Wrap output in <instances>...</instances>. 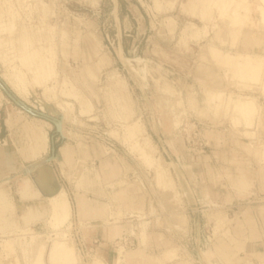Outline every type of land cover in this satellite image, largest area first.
<instances>
[{
    "label": "rangeland",
    "instance_id": "1",
    "mask_svg": "<svg viewBox=\"0 0 264 264\" xmlns=\"http://www.w3.org/2000/svg\"><path fill=\"white\" fill-rule=\"evenodd\" d=\"M235 1L242 2V0ZM261 2L264 3L262 0ZM192 3L193 7L190 10L197 9L199 13L204 14L202 21L198 16L199 13L197 15L188 13L203 22L201 27L204 30V38L200 39L197 32H194L198 26L191 24L183 30V41L186 37H190L205 40L206 44L189 48L176 47L175 39L180 36L182 27L174 31L173 36L169 35L174 37V40H171L172 45L168 44L167 40L161 39L162 34L155 35L165 19L163 15H159L154 21L156 23L154 28L150 30L147 24L142 23L141 29L133 33L132 37L150 42L155 35L157 38L155 44L157 46H160V42L163 44L159 49L154 46L150 53H145V45L141 47L142 57L133 62L135 64L129 69L124 68L113 58L116 37L111 0H0V113L4 116L9 112L22 111L20 115L23 116L24 121L40 119L43 123H54L52 131L57 127L72 149L83 156L74 158L73 164L83 161L82 168L89 170L86 174L90 178L95 176L94 180L96 173L101 170L103 161L107 160L113 164L114 180L117 176L116 166H120L123 171L119 175L120 180L124 182L122 185L132 187L136 194L149 200L148 213L145 216L150 214V217L155 216L158 219L155 228L157 231L163 227L167 229L170 246L172 244L177 248L179 258L188 264H199L187 253V248L191 250L196 248L194 231L190 235L187 231V219L189 221V215L193 216L195 209L190 201L193 184L187 174L177 173L183 166L191 173L200 174L196 183L199 182L202 188L205 187L208 175L201 174L200 171H204L207 164L214 163V159L210 158L214 150L210 140L218 139L215 133L225 132L233 135L236 140H240L238 141L240 143L235 142L231 146L235 151V157L231 160L232 166L234 169L244 167L250 173L252 186L240 196L235 195L237 192L234 188L229 190L232 191L234 200L224 207L216 204L206 211L208 207L200 203L203 249L199 252L200 262L201 264H264V256L259 260L245 249L232 254L229 251L228 255L224 256L223 253L217 255L214 252L209 257L206 255L212 244L222 241L221 248L223 247L224 250L229 249L230 245L233 246L232 240L235 241V238L231 239V236L234 237L235 230L241 225L249 232L259 228L261 240L264 241V183L260 185L261 175L258 173L260 169H264V161L258 162L241 148V145L246 146L250 153H257L264 159V94H260L263 87L262 78L246 79L245 77L244 80L242 79L244 76L238 72L239 69L223 68L211 60L214 49L220 53V58L231 55V58H234L232 64L239 62L241 54L235 51L238 47L239 50L244 47L238 41L239 35L233 40L236 45L227 41L218 43V48H210L208 45V35L213 34L210 31L212 24L215 22L217 25L224 24V17L233 7L231 0H211V4L209 0H190L188 7ZM168 5L172 7L174 3L170 2ZM144 7L147 9L146 6ZM154 8L158 12L162 10L161 6ZM180 21L182 22L183 19ZM189 27L192 28V32H189ZM32 47L38 50L39 61L34 54L33 59L32 56L31 58L30 55L28 56ZM194 53H200L198 58H201H195ZM242 55H244L242 60L247 61V55L245 53ZM24 56L34 73H27V69H24L25 66L23 67L19 59ZM144 56L153 58L154 61L143 58ZM10 61H13L14 65ZM37 63L40 64L37 66ZM12 65L18 67L15 69ZM10 71H12L11 75ZM17 73H20L25 80L23 85L26 89L25 93H23L25 89L18 92L19 89L16 90L10 84L12 78L16 80ZM31 74L32 76L29 77L28 75ZM114 75L124 83L122 88L124 91L112 92L109 89V77ZM33 76L37 77V80H34ZM67 83L73 85L90 103L87 112L82 113L80 104L66 95L65 88L69 87ZM62 89L63 91L65 89L64 93ZM219 95L221 100L217 98ZM242 95L257 99V117L254 120L256 123L249 127L241 125L239 116L231 104L232 99H241ZM18 129L22 130L27 140L18 143L26 145L29 137L25 130ZM247 131L250 132L247 137L241 134ZM143 137L147 139V149L139 144V140ZM241 138L247 140L241 142ZM40 155L37 160L27 162V167L22 173H11L0 177V189L5 191L13 203L16 202L15 189L21 179L37 182L36 174L31 170L50 163L47 156L42 158L45 155L41 153ZM222 166L228 165L223 163ZM56 167L58 168V165ZM161 168L167 170L169 177L162 174ZM78 169H70L68 166V169H62L61 173L70 182L74 180L75 170L78 172ZM216 175L219 177L217 179L223 177L220 173ZM54 176L55 183L62 189L63 186L56 179V174ZM232 176L234 179L238 173L234 172ZM113 179L104 185L113 184ZM226 187L232 188L225 183L223 188L211 190L226 194ZM196 191L200 196V189ZM203 196L207 201L204 189ZM42 199L45 205L50 204V198L47 196L40 198ZM207 203L211 202L207 201ZM111 223L112 221L107 224ZM35 224L27 227L26 231L23 230L25 225L13 233L11 239L18 237L13 242L15 247L20 246L21 243H29L32 239L46 242L57 236V233L61 234L54 232L56 229L49 228L47 220ZM80 225L85 227L86 224L80 223ZM216 225L219 229H215ZM152 229L153 226L150 229L148 227L147 231ZM19 230L23 234L21 237L16 236L20 233ZM58 230H64L62 231L65 233L64 236L73 240L79 255V264H94L95 261L105 264L93 250L94 247L87 245L83 236H76L71 219ZM142 231L143 229L139 232L134 230L115 238L111 246L119 248V245H123V249H136L135 236L137 233L142 236ZM43 234L46 236L42 237ZM236 239L238 242L242 240L247 243L245 238ZM161 253L156 252L153 255L156 257ZM169 254L168 259H172L174 254L176 258V250L169 251ZM147 256L146 264L150 262L161 264L160 258L148 254ZM2 258L3 263L4 261L5 264L11 263L4 253Z\"/></svg>",
    "mask_w": 264,
    "mask_h": 264
},
{
    "label": "crops",
    "instance_id": "2",
    "mask_svg": "<svg viewBox=\"0 0 264 264\" xmlns=\"http://www.w3.org/2000/svg\"><path fill=\"white\" fill-rule=\"evenodd\" d=\"M185 1L186 0H160L159 4H156L155 0L154 2L153 0H111L113 5L112 14L114 18V31L116 37L115 51L113 54L114 60L119 64H122L123 67L126 68L121 56L125 58H134L137 56L139 59V57H142L141 47H143L144 45L146 46L145 53H150V51L152 52L154 46L157 49H159V47L163 43L160 42L159 44L160 46H157V44H155L156 43L155 40H157V38H155V35L158 33L162 34L161 39L167 40L168 44L172 45L171 40H174V37H170V36H173L174 31H176L180 27H182L179 32L180 36H178V38L175 39L176 41L174 45L176 47L187 46L189 48V47H198L200 45L204 46L206 44L205 40H198L194 38L191 39L190 37H186V38L184 37L185 41H183L182 34H183V30L186 28L187 25L193 24L198 27L202 26L201 21L197 17L193 16L194 14L197 15L199 13V10L197 9L190 10V8L192 9L193 7V3L191 4L190 7H188L190 0L186 1V4L184 6V11L182 10V6L184 5L183 2ZM170 2L174 3L172 7L168 5V3ZM210 2L211 0H209V4H211ZM233 3H236V1L231 0V4ZM144 6H146L147 9H145ZM154 6H156L157 8L161 6L162 7L161 12H158L154 8ZM188 13L193 15H189ZM159 15H163L165 19L162 21V24L160 25V29L155 33L154 38L152 36L153 39L152 41L150 40V42L148 41L146 42V40L145 41L139 40L138 37H132L133 33H136L141 29L142 23H144L145 25L147 24L150 30L154 28V26L156 25L154 21H156ZM180 19H183V21L181 22ZM188 30L189 32L193 31L192 28L190 27L188 28ZM197 30L195 31L194 29V32H197ZM166 53H168V51ZM199 55L200 53H194L195 58H198ZM143 58H147L154 61L153 58H148L147 56H144ZM7 117H8V113L4 116L0 113V177L10 175L11 173H16V174L22 173L23 170L27 167L26 164L27 162L32 161L33 159L35 160L37 157L41 156L40 155L41 152L39 153L36 150H34L35 141L25 125L26 121H24L22 118L19 117L14 118V121L11 125L12 130L10 132V128L7 125V120H6ZM42 125L44 130L47 132V136H48V152L47 154H44L45 155L44 157L46 156L48 157V161L50 162L49 164L53 168L56 174V179L65 189H67L72 206L71 222L74 225L76 236L77 235L83 236V238H85L86 240L87 245L94 247L93 250L96 252L97 256L100 257V259L105 264H114V261L117 257V250L115 247L111 246L112 241H114L115 238H118L125 234H129L130 231L126 226L128 224H136L141 220L142 217H145V214L148 213L147 211L149 207V203H148L149 200L143 198V196L139 194H136L132 187H127L122 184L117 185L115 183L116 181H118V179H120L119 175L120 173L122 174L123 171H121V169L119 168L120 166L117 167L114 164L116 166L117 176L115 177L116 180L114 181L115 185L113 187H111L110 185H104L103 182L95 179L96 182L94 185H90L89 187L85 186L86 188L84 187L83 189L85 190L84 195L87 197V201H91V200L94 201V202H90L91 204L108 203L111 201V197L114 192L119 191L123 188L129 189L127 192H124V195L122 194L123 196L116 197L117 199H114V202L111 201V211H110L111 218L109 220L113 221L112 218H116L118 220L119 224L121 225V229L118 235H116L115 237L111 236L112 233L110 229L107 227L106 221H104L102 217H98L93 214L85 216L86 225L85 227L81 226L79 223V219L75 214L77 211V203L74 195L76 189L74 188V184L70 183L61 172L62 169L64 170L68 169L69 159L71 158L74 159L76 157L82 158L83 156L77 153V150H73V153H71V155L66 158V162L63 159L61 163H58L56 161V158L59 156L60 149H62L64 145H68L71 148L72 146L68 141H65L64 135L57 127L56 129H54V131H52L51 128H53L54 123L52 124V122H45V123L42 122ZM18 128H22L23 130H25L29 137V142L26 145L24 144L20 145L18 143L19 141L21 142L27 141L25 140L26 137H24L22 130ZM215 134H217L216 138L218 139L210 140V144L214 149L212 151V155L210 158L212 160L214 159V163L207 164L204 171H202L203 173L200 171L201 174L208 175L207 176L208 182H206L205 187L202 188L199 182L196 183V181L199 179L198 175L200 177V174L196 175L195 172L191 173L190 171H188L189 169L187 170L183 166H181L179 173H177V174H182V173L187 174L188 178L193 184V186H191V190L193 191V194H191L192 199L190 201L194 205L195 209L193 210L194 211L193 216L189 215V221L187 219V223H188L187 231L189 235L192 234V232L194 231L196 248L195 250H191L187 248V253L189 254V257L193 258V260L196 259L195 262L199 264H201L199 252L200 250H203L201 248V242H202L201 215H200L201 211H199V206L201 205L200 203L202 202L203 206L208 207L206 208L207 209L206 211H209L210 206H214L216 204L224 207L226 206V204H231V202L234 200L232 191L229 190H233L234 188L237 192L235 193V195L240 196L241 194L243 195L245 191L252 186L251 185L252 180L249 176L250 173L247 170H245L244 167L242 168L239 167L238 169L236 167V169H234L232 166L231 160L233 159V157H235L234 156L235 151L231 149V146L233 143L238 142L240 140H236L233 137V135L226 134L225 132L215 133ZM245 140L247 139L241 138V142ZM241 148L244 149L247 153H249L250 156H252L253 158L261 159V156H258L257 153L256 154L253 152L250 153L248 147L241 145ZM221 163L222 164L225 163V165L228 166H222ZM53 165H55V168ZM57 165L58 168L56 167ZM234 172L238 173V176H236V178L233 179L234 176H232V174ZM219 173L222 174L223 177L217 179L219 177H216L217 176L216 174ZM258 173L259 175H263V171L261 169L259 170ZM225 183H227V185H230L232 187L229 189H227L228 187L225 188L228 194L227 193L221 194L218 191L212 192V190L215 188L218 187L223 188ZM31 186L34 190L35 188H39V185L36 181L31 182ZM199 189H200L199 191L200 196L198 194V191H196ZM203 189H204V194L207 196V201H210L211 203H207V201L204 199ZM18 190H19V184L15 189L16 202L13 203L12 199H10L8 196L6 201H8L7 207H11L9 208V213L11 214L10 216L15 220L17 226L24 227L26 224L31 223L32 221L35 220V218L27 219L26 214L28 213L30 207L42 211L41 213H43L44 211L47 212L48 207L45 205L46 203L43 199L40 200L39 198H36L30 200H22L18 193ZM1 191L5 193L3 189H1ZM149 219L150 220L148 221L147 228L149 227L150 229L153 226V229L151 231H147V229L145 230V239L142 243L139 242L138 237L135 236V242L138 245L137 247H140L139 244H142L141 247L143 248L145 253L153 257H155L153 254H155L156 252H162L160 256L155 257L161 259V261L159 262L161 264L164 263V261L166 260L169 262H165L164 264H188L187 262L184 263L182 261V258L181 259L179 258V253L177 251V248L172 246V244L170 246V243L167 240L168 238L166 233L167 229L163 227V229L160 228V230L157 231V229L155 228L157 222H159L158 219L155 216H151ZM245 222L248 223V221ZM215 229H219V227H217L216 225ZM41 236L45 237L46 235L43 234ZM232 238H235V241L232 240V242L234 243L233 245L234 247L230 245L229 249L224 250L223 247L221 248L222 246L221 243L222 241H221L218 242L217 244L214 245L212 244V246L209 247L211 249H209L206 255L209 257L210 254L214 252L215 254L223 253L224 256L226 254L228 255L229 251L232 254L245 249L246 252H249L250 255L256 257L259 260H261V257L264 256V241L262 242L261 240V231L259 228L252 229L251 232H249V230L242 228L241 225L239 229L235 230V235L234 237L231 236V239ZM236 238H241V239L245 238L247 243H244V241L242 240L238 242ZM247 238L250 239L248 240ZM95 241H97V243H95ZM172 250H176V258H174L175 255L174 254L172 259H168L170 256L169 251ZM17 256L18 259L21 261V263L24 264V257L21 251L19 250L17 251ZM3 264H5V261ZM139 264H146V263L140 262ZM149 264H154V263L150 262Z\"/></svg>",
    "mask_w": 264,
    "mask_h": 264
},
{
    "label": "bare ground",
    "instance_id": "3",
    "mask_svg": "<svg viewBox=\"0 0 264 264\" xmlns=\"http://www.w3.org/2000/svg\"><path fill=\"white\" fill-rule=\"evenodd\" d=\"M186 1L183 2L184 5L182 3V5H183L182 9H184ZM262 1L264 2V0H262ZM155 2H156V4H159L160 0H155ZM232 6H233L232 9L224 17V21H223L224 24L217 25V23L215 22L212 24V26L210 25L211 26L210 31H212L213 34H212V36L208 35V45H210L209 46L210 48L211 47L218 48L219 47L218 43L220 44V43H222V41L223 42L227 41L228 43H230L232 45H236L233 42V40L235 39V37H237V35H239L238 41H240V45H242V46L244 45V47H241L240 50L238 47V49H236V51H235V52H238L241 54L239 62L232 64L231 61L234 58L232 59L231 55H229V56L224 55L222 58H220L221 57V56H219L220 53L214 49L211 53V57H212L211 60L217 62L218 65H220L223 68H229V69L233 68L235 70L239 69L238 72H240L241 76H244V77H242V79H244V80H245V77H246V79L249 77L252 79H256L259 77L262 78L263 87H262V90L260 91V94L263 95L264 94V30H263L264 28H262V27H264L263 26L264 25V3H262L261 0H257V1L242 0V2L233 3ZM1 13H2V11H1ZM253 15H256L257 17H254ZM198 16L203 21L204 14L202 15L201 13H199ZM229 21H230V23H229ZM203 32H204L203 27L199 26L198 31H197V35H199L201 37L200 39L204 38ZM237 46H238V44H237ZM33 47L30 49L31 53L28 54V56L30 55V58L32 56V59L37 56L36 58L38 59L39 58L38 50L34 49ZM244 53L247 55L246 56L247 61L242 60V57L244 56L242 54H244ZM33 54H34V57H33ZM121 57H122V60L125 64L126 68H129V69L132 67V64H135L133 62H135L138 59L137 56L134 58H125L123 56H121ZM36 58H35V61H36ZM19 59L23 63V67L25 66L24 69L25 70L27 69V71H28L27 73H34L33 69L31 68V65L27 64V60L25 59V56H24V58L20 57ZM13 61L12 62L10 61V62L13 64ZM15 61H17V60H15ZM38 61H39V59H38ZM10 62H9V64H10ZM205 62H206V60H205ZM38 64H40V63H37L36 65L38 66ZM13 65H12V67L15 69H16V67H18L16 65L14 67ZM40 68H41V66H40ZM15 69H13V71ZM18 69H20V68H18ZM37 70H39V67H37ZM11 72L12 71L9 72L10 75H11ZM20 72H21V70H20ZM235 72H237V71H235ZM13 73L15 74V71ZM28 76L31 77L32 74L28 75ZM11 77H13V76H11ZM15 78H16V80H13V78H12L10 84L16 90L19 89L18 92H22L25 89V86L23 88L25 80L23 79V76L20 73H17L15 75ZM42 78H43V76L41 77V80H42ZM9 79H10V76H9ZM29 79H31V78H29ZM33 79L37 80V77L33 76ZM19 84H22V86ZM67 84L69 87L68 88L64 87L67 90L66 95L68 97L72 98L74 100V102H77V104L78 103L80 104V109H81L82 113L85 112L86 109L90 106V103L88 101H86V99L76 90V88H74L73 85H71V84L69 85V83H67ZM123 85H124V83H122L121 80L116 78L115 75H114V77L113 76L109 77L108 87L112 92H116L118 90H123L122 89L124 87ZM244 87H246V86H244ZM65 89H64V91H65ZM64 91L62 89L63 93H64ZM18 92H16V93H18ZM25 92H26V89L23 93H25ZM20 95L22 96L21 93H20ZM221 95L223 96L222 93H221ZM221 95H219L217 97L220 100H221ZM63 96L65 97V95H63ZM242 96L240 97L241 99H238V98L235 100L232 99L231 104H232L233 109L237 112V115L239 116V121H240L241 125L249 127V126H252L254 123H256L254 120H255V117H257L256 116V114H257V106H256L257 102L256 101L257 100L255 98L249 97V96H243L244 98H242ZM21 113H23V112L18 111V112H9L8 113V117L6 120H7V125L10 128V132L12 130L11 125L14 121V118H18V117L22 118L23 117L22 115H20ZM40 121H41L40 119H34V120L32 119L31 121H26L25 125H26L27 129L29 130L31 136L34 138V141H35L34 150H36L39 153L41 152V154L44 155V154H47V152H48V136H47V132L43 128L42 122H40ZM234 124H239V123H234ZM251 133H253V132H251ZM241 134L244 135L245 137H247L248 135H250V132L247 131L246 133L243 132ZM258 136H260V135H258ZM252 137H254V136H252ZM258 139H259V137H258ZM146 140H147L146 137H143L141 140H139V144H141L142 146L144 145L143 148H145V149L148 148L146 146V144H147ZM145 152H146V150H145ZM71 153H73V149L68 145H64L62 147V149H60L59 156L56 158V161L58 163H61L64 159V161L66 162V158L68 156H70ZM42 158H44V156ZM35 160H37V159H35ZM256 160H258L261 163H263V161H264V159L262 157H261V159H256ZM68 161H69V168L70 169L79 168L78 172H77V170H75L74 180L70 181L71 183L74 184V188L76 189L74 195H75L76 203H77V211L75 214L77 215L79 222L81 224H86L85 216H88L91 214L98 216V217H102V219L104 221H106V225L112 233L111 236L115 237L116 235H118V233L121 229V225L118 224V220L116 218H112L113 219L112 223L107 224L108 222H111V220H109L111 218V216H110L111 201L114 202V199H117L116 197L123 196L124 192H127L129 189L123 188L119 191L114 192L112 194L111 201L108 203H102V204L101 203L100 204H98V203L93 204L92 203L91 204L90 202L87 201V197L84 195L85 190L83 188L85 186L89 187L90 185H94L96 182L94 180L95 176L93 178H90L88 176V174H86V172H89V170L82 168L83 167L82 166L83 161L80 160L77 163L78 165L73 164L74 163L73 158L69 159ZM112 168H113V164H110L109 161H107V160L103 161L102 166H101V170H99L96 173V180H99V181L103 182L104 184L110 182L111 179H113L114 174H115L112 171V170H114ZM261 170L264 172V169H261ZM31 171H32V173L36 174V179H37V183L39 185V188H35V190H34L31 186V182L28 179H21V181L19 183V190H18V193H19L21 199L22 200H30V199H36V198L40 199L41 197L47 196L48 198H50L49 199L50 204L47 203L46 206L48 207V210H47V212L44 211L43 213H41L42 211H39L37 209H33L30 207L28 213L26 214L27 219L28 218L29 219L35 218V220L32 221L31 223L26 224V226H25V228H23V230L26 231V229H28L27 227L35 224L37 221L47 220L49 228L56 229V230H54V232H61L62 236L60 233H57L58 235L55 236L56 234H54L55 237L49 241H46V242L42 241L41 242L38 239H32L31 242H29V243L28 242L23 243V244L21 243L20 246L17 245L15 247L13 242H15L16 238H18V237L13 238L15 240H13L11 238L14 236L13 233L16 230H18V228H20V227L17 226L15 220L10 216L11 214L9 213V208H11V207H7L8 206V204H7L8 201H6L7 195L4 192H2L0 189V242H1V245H0L1 246V248H0V264H3V260H4L2 258L3 253H4L5 257H8L7 258L8 262L11 260V263L9 262V264H20V260L18 259V256H17L18 250L22 252L23 257H24V262L26 264H79V262H80L79 261V255H78V252L76 251V249L73 245V240L64 236L65 233L62 232L64 230H61V231L58 230L57 231L58 228L65 226L70 221L71 216H72V209H71L72 206H71V201H70L67 189H65L64 187H62V189H61V186H59V184L55 183L54 170L50 166V164L38 166L36 169H32ZM161 172H162V174L165 175V177L168 176L166 169L161 168ZM120 179H118V181L115 182L117 185L122 184L123 180L121 181ZM241 180H243V179H241ZM260 182L262 184L264 183V173H263V175H261ZM115 183L113 182V184H111L110 186L113 187L115 185ZM149 215L142 217L141 220L139 222H137L136 224H128L126 226L129 229L130 233L134 230H137L139 232L143 229L142 236L139 235L138 233L136 234V236L139 239V242H141V243L145 239V230L147 229V224H148L149 217H150ZM42 216H43V218H42ZM22 235L23 234H21V231H20V233L16 234V236H19V237H21ZM139 245H140V247H137V249H126V248L123 249V247H122L123 245L122 246L119 245L118 246L119 248H116L117 257L114 261V264H134V263L139 264L143 260H144L143 261L144 263L148 262V256L145 253V251L143 250V248L141 247L142 244H139ZM94 264H100V263H97V261H95Z\"/></svg>",
    "mask_w": 264,
    "mask_h": 264
}]
</instances>
